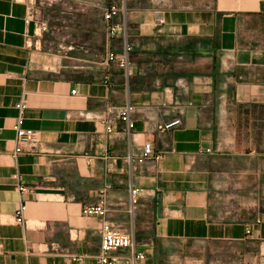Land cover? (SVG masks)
Segmentation results:
<instances>
[{
	"label": "crops",
	"instance_id": "obj_1",
	"mask_svg": "<svg viewBox=\"0 0 264 264\" xmlns=\"http://www.w3.org/2000/svg\"><path fill=\"white\" fill-rule=\"evenodd\" d=\"M49 10L95 48L46 40L27 2L0 0V264H94L101 222L82 208L101 200L134 233V250L111 252L121 259L264 264V147L240 142L236 121L239 105L264 110V0H55ZM106 23L118 30L110 50L129 49L128 79L105 57ZM127 104L131 138L115 114L113 132L105 121L107 105ZM178 115L181 127L156 133ZM19 117L38 146L17 149ZM145 141L162 159L130 170Z\"/></svg>",
	"mask_w": 264,
	"mask_h": 264
},
{
	"label": "built area",
	"instance_id": "obj_2",
	"mask_svg": "<svg viewBox=\"0 0 264 264\" xmlns=\"http://www.w3.org/2000/svg\"><path fill=\"white\" fill-rule=\"evenodd\" d=\"M16 2H27L30 6V13L27 18L28 21L35 22V14L33 11V5L35 0H14ZM119 8L111 7L106 10V18L111 20L114 15L119 12ZM165 19L163 16H160L157 20L158 24H163ZM36 27L38 30L46 29V25L42 22L36 21ZM112 35L114 36L118 30L115 28H111ZM126 32V29H125ZM129 49L125 47L122 52L110 51L107 55V61H116L118 65L124 70L125 76L128 79L131 75L130 69V59H129ZM73 92H76V89H73ZM23 107V104L19 105ZM106 111L108 117L105 121L108 123L107 130L109 132H113L115 129V118H111L112 114L116 115L117 119L123 120L125 122L126 130L130 138L135 134L133 132V128L135 126V121L132 117V113L134 112V107L131 104H127L126 106L115 108L114 106L107 105ZM184 124L183 118L181 115L173 117L169 120L160 122L156 125L155 131L156 133H165L168 131H172L176 128L181 127ZM14 130L16 131V140H17V149L21 150L26 146H38L40 143V136L39 132L32 129L26 128L22 125V118L19 117L15 124L13 125ZM143 151L142 153L134 158L132 155L129 154L127 157L128 164L130 166V170L136 164H140L147 159L151 160H160L163 157V152H157L154 148L152 141H145L142 145ZM20 190H24L23 186H20ZM139 189L134 187L133 185L130 186V203H131V212L135 209V204L138 202L140 193ZM27 206L26 203H23L18 208L16 213V220L18 223H25L24 212ZM82 213L86 216H96L100 218V233H101V252L97 256L96 262L94 264H137L138 260H143L145 255L142 253H134L131 259H121L117 256L111 254L113 250H118L120 248H132L134 250L136 246V241L134 237V233H129L119 227L110 219V209L106 207L104 201L101 200L97 204H88L82 208ZM257 222H260V219H257ZM80 264V263H78Z\"/></svg>",
	"mask_w": 264,
	"mask_h": 264
},
{
	"label": "rangeland",
	"instance_id": "obj_3",
	"mask_svg": "<svg viewBox=\"0 0 264 264\" xmlns=\"http://www.w3.org/2000/svg\"><path fill=\"white\" fill-rule=\"evenodd\" d=\"M55 0H35L33 5V11L35 14V22L44 23L46 29L38 30L42 36L48 40L49 34H56L58 38L62 39L63 43H66V47L72 51L79 50L85 52L89 49L95 48V45L92 46L86 40L84 34H77L78 31L73 28H66L64 25L65 16L64 14H57V19L55 18L54 13L50 12L49 7L50 3L54 4ZM69 20H76L74 17L69 18ZM59 23L62 28H54V25ZM36 26V24H35ZM83 32V30L81 31ZM112 30L109 28L108 23L105 26V57L107 58L108 53H110L109 43L112 40ZM69 34V35H67ZM77 34V35H76ZM67 37V39H65ZM236 121L238 128V136L240 142L243 144L249 143V146H258L260 148L264 147V138L262 134L264 133V110L262 108H257L255 106L238 108L236 111ZM261 134L262 137L257 135Z\"/></svg>",
	"mask_w": 264,
	"mask_h": 264
},
{
	"label": "trees",
	"instance_id": "obj_4",
	"mask_svg": "<svg viewBox=\"0 0 264 264\" xmlns=\"http://www.w3.org/2000/svg\"><path fill=\"white\" fill-rule=\"evenodd\" d=\"M245 105H239L238 108H245Z\"/></svg>",
	"mask_w": 264,
	"mask_h": 264
}]
</instances>
